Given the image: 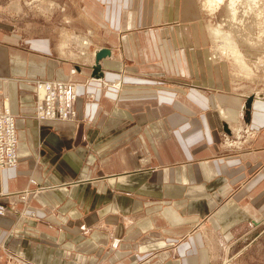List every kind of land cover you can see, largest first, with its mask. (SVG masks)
Returning a JSON list of instances; mask_svg holds the SVG:
<instances>
[{
    "label": "crops",
    "instance_id": "obj_1",
    "mask_svg": "<svg viewBox=\"0 0 264 264\" xmlns=\"http://www.w3.org/2000/svg\"><path fill=\"white\" fill-rule=\"evenodd\" d=\"M101 1L106 0H94L93 6L97 11L85 19L88 24L94 23V26L103 29L101 26L106 23L105 17L109 18L113 26L106 33L115 35L105 37L106 42H113V49H137L131 36L126 39L117 33L124 27L122 14L125 8L131 12L127 25L132 31L151 24L163 26L170 17L168 11L171 5L166 0H142L146 5L141 7L138 4L140 0H115L112 19L111 15H106ZM128 1L132 3L125 4ZM90 8L89 3L88 10ZM99 17L102 18L101 24ZM8 24L0 21V77L20 79L3 84L4 98L17 121L19 166L17 169H0V203L9 202L8 198L16 200V195L27 189L32 179L41 188L32 194L28 192L31 201L25 207L19 204L17 210L19 213L23 210L24 217L19 219L15 213L0 216V264H6L5 255L8 252L21 254L31 264H195L194 258L201 257L198 251L201 250L200 246H204L202 241L208 246L214 240L230 242L235 238L237 225H259L264 220V109L256 110V101L246 117L247 101L244 98L238 110L235 105L220 104L227 111L221 109L219 116H228L227 121L223 122L216 116L218 110L213 116L217 122V132L222 133L230 126L231 134L234 132L239 140L241 131L248 129V133L252 131L257 134L260 129L252 151L226 153L220 158L224 152L219 150L217 136L208 121L185 122L188 132L180 128L178 138L171 122L161 123L163 128L159 129L163 130L164 135L160 151L155 143L151 147L147 142L140 143L141 140L131 145L133 149H130V153L136 155V159L140 158L138 162L141 163L137 170L125 172L116 181H111L112 185L116 182L117 188L127 191L126 196H116L111 210L116 214L131 215L127 220L134 222L133 230L119 239L121 251L104 252L102 255L106 236L100 232L90 233L92 227L102 225V209L98 216L84 214L91 203L90 187L84 185L86 182L69 184L65 180L85 174V170L80 173V164L74 163V154L62 149H69L68 142L75 135L77 124L74 121L39 122L35 117L34 84L47 76L67 80L77 77L78 82L87 79L86 83L77 86L76 108L79 116L85 96L91 94L95 97L94 82L96 85L103 83L109 73L99 68L98 77L89 79L86 75L89 72H82L83 68L78 65L80 71L70 76L63 65L61 76L56 73L52 75L45 69L48 59L40 56L43 49H51L50 42L48 45L43 38L26 39L20 33L16 35L19 31ZM169 33L159 35L163 39ZM152 34L154 37L155 33ZM165 42L162 41L163 44ZM28 46L35 54L27 53ZM111 54V58H105L103 64L100 63L105 69L115 59L114 53ZM117 71L124 73V65L118 64ZM120 78L118 87L124 81L123 76ZM251 117L254 118V130L245 125L246 119ZM139 125L134 124V129H140ZM154 126V123H150L146 128L149 130ZM147 135L150 137V134ZM62 154L67 157L60 161ZM148 163L150 166H147ZM109 178L105 177L104 180ZM106 200L107 197L96 205L100 208L101 202L103 205ZM80 209L82 211L79 212ZM32 214H35V220L28 219ZM127 227L121 225V233ZM137 239L138 243L134 244ZM124 240L125 243H132L124 244L126 249L122 248ZM70 244L73 247L71 250L68 247ZM129 247L130 250L127 249ZM20 248L24 251H20ZM133 249L138 251L136 258L131 255Z\"/></svg>",
    "mask_w": 264,
    "mask_h": 264
},
{
    "label": "rangeland",
    "instance_id": "obj_2",
    "mask_svg": "<svg viewBox=\"0 0 264 264\" xmlns=\"http://www.w3.org/2000/svg\"><path fill=\"white\" fill-rule=\"evenodd\" d=\"M166 1L170 3L171 9L168 11L170 17L165 20L163 26L151 24L149 27L144 26L132 31L127 25L131 12L125 8L122 14L124 27L117 33L126 39L131 36L137 49H113L115 45L113 42H106L107 37H105L115 35L111 32L106 33V30L109 31L113 26L109 18L105 17L106 23L101 26L103 29L94 26V23L88 24L85 19L97 11L93 6L94 0H0V21L16 27L19 31L16 35L20 33L26 39L43 38L44 41H48V45L50 42L51 49L40 51V56L48 59L47 64L43 63L46 64V71L52 72V75L56 73L61 76V69H64L63 65H65L67 74L75 76L77 72L73 74L74 69L77 70L80 65L83 68L82 72H89L86 74L89 79L98 77L97 69L99 68L109 73L108 79H104L103 83L91 84L95 97L91 94L85 96L87 101L83 100L79 116L76 108L77 86L86 83L87 79L84 82H78L77 77L73 81L47 76L34 84L35 117L39 122H72L74 120V124H77L74 130L75 135L71 136L68 142L69 149L67 147L62 149L74 154V163L80 164V173L85 170V174L65 178V180L69 184L86 182L84 185L90 187L91 203L86 207L89 210L83 211L84 214L98 216L102 209V225L92 227L90 232H100L102 236H106V244H102V255L104 252L121 251L119 239L131 234L133 230L134 222L127 220L131 215L116 214L111 210L116 196L127 194V191L116 187V182L112 185L111 181L122 177L121 174L125 172L137 170L141 163V161L138 162L140 158L136 159V155L132 156L130 153L131 145L141 140L140 143L147 142L151 147V144L155 143L156 149L159 147L160 151L164 135L163 130L159 129V127L163 128L161 123L171 122L173 132L178 138L180 128H185L188 132L185 122L208 121L210 128L217 136L219 150L224 152L220 155L221 158L226 153L238 154L254 150L255 142L260 134V129L257 134L252 131L248 133V129H245L241 131V140H239L240 138L235 136L234 132L231 134L230 126L219 133L213 115H216L217 109L227 111L226 107L220 104L235 105L238 110L244 98L247 101L246 117L256 101V110L264 109L262 107L264 105L262 104L264 103V0H224L220 8L208 6L207 2L211 4L213 0ZM89 3L91 8L88 10ZM100 3L106 15H111L112 19L115 14V0ZM131 3L125 2V4ZM138 4L140 7L146 5L142 0ZM133 5L136 9V3ZM143 12L146 14L144 10ZM101 22L102 18L99 17V23ZM214 30L230 36L237 51L235 53L231 51L227 46L228 41H223L222 38L214 42L215 37L212 34ZM162 32L170 33L162 39L159 35ZM83 42H90V47ZM224 44L226 46H223ZM103 50L109 51L110 55H105L98 60V55ZM96 51L99 52L94 59ZM111 52L114 53L115 59L105 69L102 67L103 60L111 58ZM27 53L35 54V51L30 50L28 46ZM235 54L237 56H234ZM48 64L53 66H47ZM118 64L124 65V73L117 71ZM122 76L123 84L118 87L117 84ZM17 80L20 79L0 77L2 107L8 104L4 98L3 84ZM47 82H54L57 85L54 87L57 90L55 92L59 93L63 92L62 86L68 88L69 93H73L76 86L75 97L68 96L69 119L45 121L38 119L40 105L38 87L40 84H48ZM10 112L12 113L11 109ZM12 115L15 117L13 113ZM216 116L220 117L219 114ZM77 117L78 120H76ZM220 119L225 122L228 116L220 117ZM246 120L248 121H245V125L254 130V118ZM15 123H17L16 117ZM136 123L141 127L138 130L134 129ZM150 123H154L155 126L148 130L146 126ZM147 134H150V137ZM152 134L155 136H151ZM228 139L231 140L228 141ZM10 150L8 147L6 155L8 160ZM123 152L127 154H122ZM66 157L62 154L60 161L65 160ZM18 166L0 169H17ZM147 166H150V163ZM159 175L160 173L157 176ZM105 177L110 178L106 181ZM79 185L76 186L79 187ZM40 188L41 185H37L34 179L30 180L28 188L18 193L16 200L8 198L10 199L8 204L0 203V211L4 209L6 214H18L19 219L24 217L23 210L20 211L21 213L17 210L19 204L25 207L26 203L31 201L33 191ZM28 192L31 194L27 195L25 201ZM104 196L107 197L106 203L102 205L101 202L102 207L99 208L96 204L99 200L105 199ZM106 213L109 214L106 215ZM4 215L0 212V216ZM28 219L35 220V214L30 215ZM121 225L128 226L123 233H121ZM234 235V240L227 243L214 240L212 245L208 246V243L202 241L204 246H200L201 250L198 251L201 257L194 258L197 262L195 264H264V220L259 225L256 223L237 225ZM139 240L137 239L134 244ZM124 244L132 243H125L124 240L122 248L126 249ZM71 246L72 244L68 246L70 250L73 249ZM21 248L20 251H24ZM127 249L130 250L131 247ZM20 255L8 252L5 255L6 264H21L20 261L31 264ZM131 255L136 258L138 251L133 249Z\"/></svg>",
    "mask_w": 264,
    "mask_h": 264
},
{
    "label": "built area",
    "instance_id": "obj_3",
    "mask_svg": "<svg viewBox=\"0 0 264 264\" xmlns=\"http://www.w3.org/2000/svg\"><path fill=\"white\" fill-rule=\"evenodd\" d=\"M61 90L63 91L62 93L55 92L57 90L54 87L52 88L50 84H40L38 87L40 94L38 113L39 120H66L70 118L69 110L67 109L69 100L68 96L75 97V93L74 91L73 93H69V89L65 86H62ZM8 147L11 149L8 153V155H10L9 160L6 156ZM17 148L18 135L15 117L10 112L9 107H2L0 105V168H16L18 166ZM0 212L2 215L6 214L4 209Z\"/></svg>",
    "mask_w": 264,
    "mask_h": 264
},
{
    "label": "bare ground",
    "instance_id": "obj_4",
    "mask_svg": "<svg viewBox=\"0 0 264 264\" xmlns=\"http://www.w3.org/2000/svg\"><path fill=\"white\" fill-rule=\"evenodd\" d=\"M210 1V0H209ZM208 3V6L209 5H212L213 7L215 6L216 8H220L221 7V5L222 4H224V0H213V1H211V4L209 3V2H207ZM234 4V3H233ZM212 6H210V7H212ZM214 7V8H215ZM210 9V8H209ZM214 10V9H213ZM210 11H212V9L210 10ZM214 11H216V10H214ZM233 17V16H232ZM229 22H230V20H229ZM220 31V30H219ZM213 34V37H215V40H214V42H217V39H219V38H222L223 39V41H228L229 42V40H230V43H228L227 42V44H229V45H227V46H229V48H230V50L231 51H233L234 53H235V51H237L235 48L236 47H234V43H233V41H231V37L230 36H226L225 34L223 35V33H221V31L220 32H218V30H214V32L212 33ZM230 37V38H229ZM222 39H220L221 41H222ZM88 41V40H87ZM84 43V45H86L87 47H89L90 45H89V43L90 42H83ZM225 43V42H224ZM83 45V44H82ZM85 46V47H86ZM223 46H226V44H224ZM236 46V45H235ZM219 47V46H218ZM227 48V47H226ZM226 48H224V49H226ZM229 48H227V49H229ZM99 51H96V54H94V57L97 55V53H98ZM225 52V51H224ZM220 53V52H219ZM223 54V53H222ZM226 54V53H225ZM237 54V53H236ZM234 55V56H237V55ZM239 57V56H238ZM242 58V57H241ZM221 60V59H220ZM76 72L78 73L79 72V67H77V70H75L74 69V73L73 74H76ZM48 83V82H47ZM48 84H50L51 86H52V88L53 87H55V86H57L56 84H54V82H50V83H48ZM44 89V88H43ZM45 89H46V86H45ZM53 90V89H52ZM42 91H44V90H42ZM75 91H76V86H74V93H75ZM8 106V105H7ZM9 107V106H8ZM218 110V114H219V112H220V110L221 109H217ZM64 116V115H63ZM77 119H78V117H77ZM76 119V120H77ZM72 121H74V120H72ZM256 130V129H255ZM231 139H228V141H230ZM145 162H147V161H145ZM29 194V193H28ZM27 194V195H28ZM27 195L25 196V201L27 200ZM20 263L21 264H27V263H25V262H23V261H20Z\"/></svg>",
    "mask_w": 264,
    "mask_h": 264
},
{
    "label": "water",
    "instance_id": "obj_5",
    "mask_svg": "<svg viewBox=\"0 0 264 264\" xmlns=\"http://www.w3.org/2000/svg\"><path fill=\"white\" fill-rule=\"evenodd\" d=\"M110 55V52L107 50H103L100 52V54L98 55V60L102 59L103 57H105V55Z\"/></svg>",
    "mask_w": 264,
    "mask_h": 264
}]
</instances>
